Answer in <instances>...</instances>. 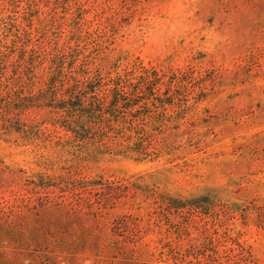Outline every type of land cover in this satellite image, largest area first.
Masks as SVG:
<instances>
[{"label":"rangeland","instance_id":"1","mask_svg":"<svg viewBox=\"0 0 264 264\" xmlns=\"http://www.w3.org/2000/svg\"><path fill=\"white\" fill-rule=\"evenodd\" d=\"M32 1L59 43L77 24L106 108L117 94L109 140L148 154H71L46 107L8 125L26 0H0V264H264V0ZM69 165L98 183L34 185Z\"/></svg>","mask_w":264,"mask_h":264},{"label":"trees","instance_id":"2","mask_svg":"<svg viewBox=\"0 0 264 264\" xmlns=\"http://www.w3.org/2000/svg\"><path fill=\"white\" fill-rule=\"evenodd\" d=\"M32 4V0H26V7L18 20L20 25L15 23L16 18L12 21L14 32L8 47L11 67L8 125L11 127L16 124L20 131L26 132L25 125L20 123L17 115L30 106L46 107L47 121L64 132V137L58 136L56 143L66 147L71 154L90 148L94 152L118 149L148 154L143 146L134 148L109 140L110 132H114L115 137L123 132L113 126L119 119L116 111L118 96L114 93L110 98V109L106 108L103 105L104 97L94 93L96 88L104 84L99 73L90 76L75 67V60L81 50L72 41L77 42L82 37L77 24H74L71 37L59 43L55 33L53 36L47 34L50 24L31 25ZM21 21H27L28 24H22ZM119 88V83L115 82L107 84L104 90L119 91ZM105 139L109 141L104 142ZM119 146L122 150H119ZM67 169L66 176L40 174L34 185L43 186L46 184L45 179L53 177L86 186L98 183L83 176L75 178L72 167L69 165Z\"/></svg>","mask_w":264,"mask_h":264}]
</instances>
